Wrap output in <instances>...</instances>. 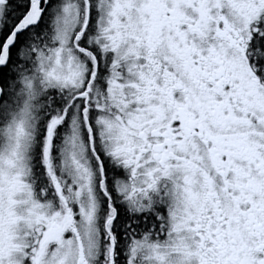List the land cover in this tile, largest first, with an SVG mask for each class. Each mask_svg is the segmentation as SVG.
Wrapping results in <instances>:
<instances>
[{
  "label": "snow or ice",
  "instance_id": "obj_1",
  "mask_svg": "<svg viewBox=\"0 0 264 264\" xmlns=\"http://www.w3.org/2000/svg\"><path fill=\"white\" fill-rule=\"evenodd\" d=\"M0 264H264V0H0Z\"/></svg>",
  "mask_w": 264,
  "mask_h": 264
}]
</instances>
